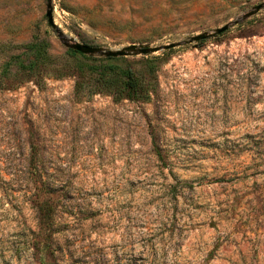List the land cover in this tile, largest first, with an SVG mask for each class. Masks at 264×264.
I'll return each mask as SVG.
<instances>
[{
	"label": "rangeland",
	"instance_id": "obj_1",
	"mask_svg": "<svg viewBox=\"0 0 264 264\" xmlns=\"http://www.w3.org/2000/svg\"><path fill=\"white\" fill-rule=\"evenodd\" d=\"M260 3L0 0V264H264ZM169 43L113 57L148 100L74 93L78 65Z\"/></svg>",
	"mask_w": 264,
	"mask_h": 264
},
{
	"label": "trees",
	"instance_id": "obj_2",
	"mask_svg": "<svg viewBox=\"0 0 264 264\" xmlns=\"http://www.w3.org/2000/svg\"><path fill=\"white\" fill-rule=\"evenodd\" d=\"M26 47L31 54L26 69L32 73L36 70L38 63L48 60L47 44L31 41ZM69 54L72 56L76 54L82 55V53L74 49L69 50ZM106 59L107 62L104 65L81 64L75 67L79 77L86 75L92 80L89 86H87L89 83L85 84L84 78L75 81L74 93L76 95L82 94L87 88L88 93H107L112 97L113 101L122 99L146 101L149 99L150 92L155 86L154 79H151V77H138L131 68L123 67L117 63L118 58L107 57ZM46 74L54 77H62L73 73L63 71L56 67L48 69Z\"/></svg>",
	"mask_w": 264,
	"mask_h": 264
},
{
	"label": "water",
	"instance_id": "obj_3",
	"mask_svg": "<svg viewBox=\"0 0 264 264\" xmlns=\"http://www.w3.org/2000/svg\"><path fill=\"white\" fill-rule=\"evenodd\" d=\"M262 8H264V3H260L256 6H254L250 11L246 12L243 15V18L251 16L252 14H254L255 12L259 11ZM46 16L48 18V22L50 24H53L52 8H51L50 4H48ZM228 25L229 24L221 25L220 27L215 28L211 33L205 32V33H200V34L194 35L193 37L190 38V41H199V40L205 39L211 35L220 34L228 28ZM173 46H174L173 43H169V44L163 45L161 47H159V46L148 47L145 45L131 44V45H128L122 49H118L115 51H106L105 56H107V57H118V56H126L128 54H147V53H150V52H153L156 50H160V49H168V48L173 47ZM70 47L72 49L80 52V53H83V54H93L95 52L100 51L99 48L89 46V45L83 44V43L75 41V40H73V43L70 45Z\"/></svg>",
	"mask_w": 264,
	"mask_h": 264
}]
</instances>
